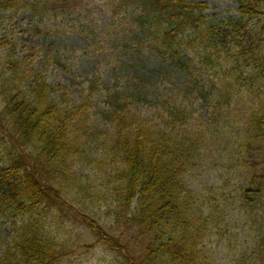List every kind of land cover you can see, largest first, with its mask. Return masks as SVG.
Wrapping results in <instances>:
<instances>
[{"label":"trees","instance_id":"16d2710c","mask_svg":"<svg viewBox=\"0 0 264 264\" xmlns=\"http://www.w3.org/2000/svg\"><path fill=\"white\" fill-rule=\"evenodd\" d=\"M71 1L0 0V15L27 12L34 35ZM230 1L238 17L220 20L203 0L111 1L106 28H127L137 59L179 66L185 90L130 72L93 75L73 93L46 76L72 66L29 45L21 56L4 33L0 227L10 223L12 240L0 236V264H58L94 249L53 234L63 216L123 264H217L211 249L225 264H264V0ZM223 54L239 77L222 76Z\"/></svg>","mask_w":264,"mask_h":264},{"label":"rangeland","instance_id":"374dc122","mask_svg":"<svg viewBox=\"0 0 264 264\" xmlns=\"http://www.w3.org/2000/svg\"><path fill=\"white\" fill-rule=\"evenodd\" d=\"M112 0H72L66 4L68 8L64 13L58 14L49 22L46 29L42 28V32H25L27 24L31 22L30 16L27 12H18L13 14L7 12L0 15V39L4 36L5 32H9L7 35L10 42H16L18 49L17 54L24 56L25 46H34L37 50L46 49L52 50V56H58L63 62H67L70 66L69 73L56 69L54 65L48 67L46 73L49 83L54 84L57 87L67 86L73 93L79 92L81 85L93 75H98L102 80L111 79L113 75H119L121 78H125L126 74L130 72H136V74H145L152 77H160V80L151 81L153 85H165L169 84V81L165 83L163 81L172 79V82L176 83L178 87L185 90L184 84L190 85L187 82V78L184 72L180 71L178 66L175 71L174 67H169V64L161 66L160 57L158 54L145 55L143 60L142 56L137 59L132 52L125 50L127 45V28H106V24L109 21L110 16L113 13L109 11V7ZM206 1L210 8L207 13L210 18L220 20L227 17H238V6L230 0H203ZM61 6V5H60ZM74 12V16H69L66 13ZM66 14V15H65ZM105 21L103 28H101V17ZM87 19V20H86ZM118 20V19H117ZM249 21V20H248ZM247 21V22H248ZM264 26V23L261 24ZM17 27V29H16ZM126 27V26H125ZM101 28V29H100ZM102 30V31H101ZM231 43V41H230ZM4 46V47H3ZM5 45L0 46V51H3ZM235 45L232 44L230 49H234ZM40 56L42 53H39ZM194 56H191L193 58ZM40 58V57H39ZM135 58V59H134ZM222 67L226 70L222 76H240L241 69L233 68L230 61L226 60L225 55H222ZM195 60V58H194ZM38 60L37 62H39ZM231 63V64H230ZM250 72V71H249ZM135 74V75H136ZM207 78H213L212 71L205 69L202 73ZM165 75H170L164 77ZM163 79V80H162ZM146 81V79H144ZM190 80V79H189ZM145 86V85H144ZM149 86H146L148 88ZM160 88V87H159ZM247 100V99H246ZM245 100H242L241 109H238L237 117H244ZM6 142V141H5ZM4 147L0 141V165L1 156L5 155ZM3 153V154H2ZM217 154V152H216ZM222 157L221 155H217ZM264 172V164L261 165ZM84 166L80 167V172L84 171ZM88 170V169H87ZM210 181L213 184L219 181V175L210 173ZM235 187V186H232ZM234 189V188H232ZM65 219V225L60 229H53V234L57 238L70 243L71 249L77 251L80 246L92 245L94 249L90 251L80 250L77 255L63 259L58 264H123V260L120 256L112 253L108 247L97 243L95 235L87 229L85 226L79 224H69L70 217L63 216ZM237 217L234 222H237ZM237 227V226H233ZM0 236L6 240L11 241L10 238V223H6L0 227ZM212 244V242L210 243ZM250 244H246V247ZM213 253V260L217 261V264H225L224 256L226 255L222 250L211 249ZM125 253V252H124Z\"/></svg>","mask_w":264,"mask_h":264}]
</instances>
